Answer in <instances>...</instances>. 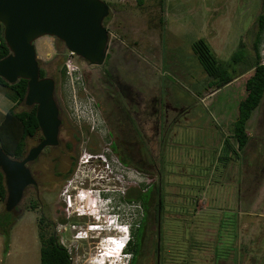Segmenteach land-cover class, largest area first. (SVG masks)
Masks as SVG:
<instances>
[{
	"label": "rangeland",
	"instance_id": "1",
	"mask_svg": "<svg viewBox=\"0 0 264 264\" xmlns=\"http://www.w3.org/2000/svg\"><path fill=\"white\" fill-rule=\"evenodd\" d=\"M262 1L106 0L113 8L126 11L131 21L117 22L113 31L121 39L126 36L117 74L129 84V73H138L133 83L143 92L147 106L141 120L135 121L132 114L128 123L117 128L119 118L112 114L113 99L105 92L102 68L85 64L57 38L37 40L41 69L56 81L55 98L62 119L60 144L45 149L28 165L39 187L26 190L17 212H7L6 201H0V264H41V218L47 220L49 233L56 232L72 264L102 262L97 241L105 234L77 238L90 222H96L88 214L96 204L89 197L81 202L76 197L79 189L75 186L84 183L87 190L93 186L91 178L84 177H93V171L80 166L84 154H107L112 162L119 180L107 188L110 200L105 210L118 211L124 225H136L144 216L138 203L125 200L129 191L142 185L159 187L164 208L159 225L155 209L151 210L139 264L157 263L158 242L164 249L161 264H264V98L247 123L249 141L240 152L241 167L237 168L231 153L226 163L224 148L227 139L237 148L234 125L240 102L247 96L246 81L254 73V40L259 17L264 14ZM200 39L233 73V82L222 89L209 86L211 79L194 52L193 44ZM135 40H141L144 52L139 43L132 45ZM241 50L243 61L235 63L233 57ZM163 89L170 94V103L185 110L184 114L170 111L166 123L153 112L156 105L152 102ZM6 92L0 90V122L12 108L17 112L30 109L25 103L15 104ZM173 120L179 121V129L174 128L171 135L165 131L163 138L161 125L166 130ZM131 126L140 133L135 135L140 149L128 142ZM116 139L123 146L119 150L110 145ZM39 143L40 136L29 138L26 154ZM123 153L129 154L126 162ZM257 167L261 178L254 187L251 178ZM241 177L243 195L236 196L235 181ZM68 196L73 202L70 205ZM80 208L86 212L84 216L75 213Z\"/></svg>",
	"mask_w": 264,
	"mask_h": 264
},
{
	"label": "water",
	"instance_id": "2",
	"mask_svg": "<svg viewBox=\"0 0 264 264\" xmlns=\"http://www.w3.org/2000/svg\"><path fill=\"white\" fill-rule=\"evenodd\" d=\"M109 12L110 7L102 0H0V24L10 50V54L0 60V78L10 85L20 80L28 82L25 104L37 107L36 116L43 136L21 160L11 158L0 144V172L7 188V212L18 208L30 186H38L28 165L46 148L60 144L62 119L55 98L56 81L41 77L37 40L45 36L57 38L72 55L91 66H102L109 42L103 22Z\"/></svg>",
	"mask_w": 264,
	"mask_h": 264
},
{
	"label": "trees",
	"instance_id": "3",
	"mask_svg": "<svg viewBox=\"0 0 264 264\" xmlns=\"http://www.w3.org/2000/svg\"><path fill=\"white\" fill-rule=\"evenodd\" d=\"M3 26L0 24V60L10 54V50L4 41ZM264 38V14L259 17V30L255 37L254 49L256 52V61L251 69L254 73L246 81L247 96L240 102L238 118L234 125V138L238 143L240 150L244 149L249 141L247 132V123L251 119L254 110H256L264 98V66L259 63L260 48ZM193 49L197 55L198 61L207 76L211 79L209 86L216 87L218 90L226 87L233 82V73L225 67L212 52L210 46L203 40L193 44ZM242 50L233 57L234 62L243 61ZM65 74L62 70L61 76ZM41 77H46V73L41 69ZM28 89V82L20 80L14 85L8 84L0 78V90H6V95L15 104L25 103ZM37 107L17 112L15 108L10 109L0 122V144L3 150L11 157L21 160L26 156V142L29 138L40 136L43 139L36 116ZM227 158L229 153H236L233 150L230 140H226ZM127 156L123 155L126 162ZM157 196V200H156ZM7 188L5 185V177L0 172V201H6ZM159 199V201H158ZM129 203H138L144 211L143 219L136 225H131V239L128 243L126 252L131 254L130 264H139L143 246L145 244L146 231L152 215V208L155 209V221L160 223V212L164 208L163 196L159 187L142 185L139 189H132L125 199ZM157 201V203H156ZM35 207L34 204L32 208ZM35 209V208H34ZM13 212H17V209ZM12 212V213H13ZM135 226H138L137 228ZM39 238L41 241V264H72L71 256L66 248H64L58 238L53 233L48 232V226L45 218H41L39 224ZM157 263L158 264V245L156 246Z\"/></svg>",
	"mask_w": 264,
	"mask_h": 264
},
{
	"label": "flooded vegetation",
	"instance_id": "4",
	"mask_svg": "<svg viewBox=\"0 0 264 264\" xmlns=\"http://www.w3.org/2000/svg\"><path fill=\"white\" fill-rule=\"evenodd\" d=\"M102 1L106 2V0H102ZM262 4H264V0L262 1ZM107 5L110 7V12H109V15L104 19L103 25L106 28V30L108 31V35H109L108 52H107L105 63L102 66H97V67L102 68V70H101L102 75H104L106 77L107 82L104 83V87H106L105 88L106 91L105 90L104 91L109 93L110 98L113 99L112 100V102H113L112 106L114 108H113L112 114H113V116L116 115V118H119L118 119L119 121L116 122V124L114 126V128H117L120 124L127 122L128 119L130 120L132 114L134 115L135 121L141 120L140 118L142 117L143 110L146 112L147 106H146V103L143 104V99L141 97V94L143 95V92L141 91V89H139L137 87V84L133 83L135 80V77L138 73L133 75V76H132V74L129 73V75H128L129 84L127 83V81L123 82L122 80H120L121 77H119L120 75L117 74L119 72V69L122 67V66H120L122 64H120L119 55L123 54V51H122L123 41L122 40L126 39V36H122L123 39H121V37L114 36L113 31L116 28L117 22L118 23L120 22V23L131 24V21L129 22V20H130L128 18L129 16H128L126 11H123L122 8L115 9L112 7V4H110V3H107ZM114 6H116V5H114ZM116 7L118 8V6H116ZM140 7L143 8L144 4H140ZM142 8H141V10L146 12V10H144ZM146 15H148V14H146ZM124 32H126V30H124ZM139 41L140 42H138V40L133 41L132 45L138 46V43H139V48L142 49V46L140 45L141 40H139ZM144 51L145 50L142 49V52H144ZM124 57L126 58V55ZM169 58H170V56H169ZM81 61H83L85 64L89 65L83 59H81ZM89 66H91V65H89ZM138 66H141V64H139ZM102 81L104 82V79H102ZM166 90L167 89H163V91L160 90L159 98L158 99L157 98L152 99L153 105H156L155 107H153V112H155L156 115L158 116L159 120H162V122L164 121V123H166L168 121V119L170 118V116H169L170 111L174 112V113L178 112L177 114H181L182 111H185L183 106L176 107L175 105H173L172 103H170L168 101L167 98H169L170 94L167 93ZM116 110L118 113L115 112ZM182 113L184 114L185 112H182ZM174 118H177V117L175 116ZM131 127L133 130H132V135L128 139V142L129 143L134 142L136 144V146H138V149H140L141 147H140L139 141H138L139 137H137V136H140V133L138 131H136V129H134L133 126H131ZM179 127H180V125H179L178 120H173L171 122L170 127L166 130H165L164 124H162L160 127V134H161V136H163V138H165L167 136L165 134V131L171 135L174 128L179 129ZM112 133H114V132H110L109 135L113 136ZM135 135H137V136H135ZM233 140H235V138H233ZM230 143H231V141H230ZM110 145L113 147L114 150H119L123 147L121 142L118 141V139H116L115 141H111ZM226 145L227 144L225 141L224 148L226 147ZM232 148H233V150L237 151L236 153L231 152V154H233V156L236 157L235 158V162H236L235 164H236L237 168H239L242 166V158H241L240 152L244 151V149H242V150L238 149L239 148L238 143H237L236 149L234 147H232ZM238 151H239V153H238ZM123 155L129 157L128 153H123ZM229 159H230V157L227 158L226 163H228ZM257 160H259V159H257ZM257 160H256V162H257ZM254 174L252 175V178H251V181L253 183L252 186L257 187V183L259 182V179L261 178V175L259 173V167L256 168ZM235 182H237V185H235V186H237V190H236V193H237L236 196H237L238 193L242 194V192H243L242 190H243L244 181H243V178L241 177L240 179L236 180ZM30 187H34V186H30ZM37 187H39V185ZM234 199L236 200V199H238V197L237 198L234 197ZM163 201H164V199H163ZM161 213H162V211L160 212V214ZM46 221L47 220H45V222ZM46 223H48V222H46ZM84 228H87V227L84 226ZM55 229H57V227H55ZM53 234L56 238L59 239V237L55 231L53 232ZM159 243L160 242H158V244ZM61 245H62V243H61ZM163 250L164 249H162V245L159 244L158 264H161V257L163 258ZM40 260H41V255H40Z\"/></svg>",
	"mask_w": 264,
	"mask_h": 264
},
{
	"label": "clouds",
	"instance_id": "5",
	"mask_svg": "<svg viewBox=\"0 0 264 264\" xmlns=\"http://www.w3.org/2000/svg\"><path fill=\"white\" fill-rule=\"evenodd\" d=\"M85 168L91 169L90 171H93L92 175L94 176L89 177L88 175H86L84 177L89 178V179L91 178L94 180L99 179V181L102 179V178H99V176L101 175V172L104 175L103 170L102 171L101 169L94 170L92 167H85ZM85 168L83 170H86ZM81 182H84V180H82ZM81 185L83 186L85 184L81 183ZM79 188L80 187L75 186V190H78ZM95 188L98 190H101L102 192L96 193V200L94 199L96 208L89 210L91 212H88V214L92 216L93 218H95L96 222L93 221L92 224L89 223L88 229L85 231L86 234L78 235L77 238L80 240H87L88 238H97L105 234V236L99 237V239H101L100 241H97L98 244L101 245V247H103V245L108 241L109 236L116 237V240L117 238H122L120 243L114 244L113 252L115 253H113L111 257H110V254L108 255L107 253L106 254L102 253L100 256L101 258H103V255H106V260H105V263L103 261V264H130V260L132 257L130 253L126 252V249L131 239V229L129 225L122 224L121 215H119L118 211L114 212L112 209L111 211L107 212V210H105L106 208L105 204H107V201L110 200V198L107 196L108 193L104 191L103 189L104 187L95 185ZM78 200L81 202V201H84L85 199L80 200L79 198ZM110 204L112 207L114 206L112 202ZM75 213H79L80 216H84L86 214V212L83 211L81 208L80 210L75 211ZM101 217H106V220L102 222L100 220ZM110 221H112V223L110 225H107ZM93 224H99L100 227L90 228V225H93ZM120 225H124L125 227H127L122 235L113 232V231L119 230ZM88 234L90 235V237Z\"/></svg>",
	"mask_w": 264,
	"mask_h": 264
},
{
	"label": "built area",
	"instance_id": "6",
	"mask_svg": "<svg viewBox=\"0 0 264 264\" xmlns=\"http://www.w3.org/2000/svg\"><path fill=\"white\" fill-rule=\"evenodd\" d=\"M260 59H261L260 64L262 66H264V41H263L261 48H260ZM66 66L70 67L71 65L68 63V64H66ZM80 166L83 169L85 167H92L94 170L95 169H99V170L101 169V171L103 170V173H104V175H103L101 172V175L99 176V178H102V179L100 181H99V179H96L97 182L95 183L96 180H94V179L90 180L91 182H93V186H92L93 188L89 187V189L87 190L84 188V185L81 186L82 188L81 187L79 188V192L77 193L76 197H78V199L80 198V200H82V199L86 200L89 197L92 199V202L95 204L94 199L96 200V193L102 192L101 190L96 189L95 185L96 186H103L104 191L108 192L107 188L109 186H114L116 181L119 180L114 176V173H113L114 167L111 168L112 162L109 160L107 154H84L81 157ZM110 183H112L113 185H110ZM67 202H69V205L73 203L71 196H68ZM111 223H112V221H110L107 225H110ZM93 227H100V226H99V224L90 225V228H93ZM126 228L127 227H125L124 225H120L119 226V232L124 233ZM84 234H86V232ZM109 239H115L116 240V237L109 236ZM121 239L122 238H117L116 243H120Z\"/></svg>",
	"mask_w": 264,
	"mask_h": 264
},
{
	"label": "bare ground",
	"instance_id": "7",
	"mask_svg": "<svg viewBox=\"0 0 264 264\" xmlns=\"http://www.w3.org/2000/svg\"><path fill=\"white\" fill-rule=\"evenodd\" d=\"M89 209H92V206L89 204V207H88ZM85 210V209H84ZM105 217H103V218H101L100 220L102 221V222H104L105 221ZM97 249H100V253H103L104 251H105V249H103V247H101V246H99V247H97ZM103 257H104V259L106 260V255H103ZM98 258L100 259V260H102V262H98V261H94V263L93 264H103V261H104V259H101V256H98ZM97 258V260H99ZM105 263V262H104Z\"/></svg>",
	"mask_w": 264,
	"mask_h": 264
}]
</instances>
